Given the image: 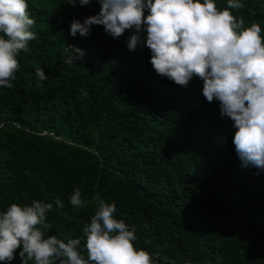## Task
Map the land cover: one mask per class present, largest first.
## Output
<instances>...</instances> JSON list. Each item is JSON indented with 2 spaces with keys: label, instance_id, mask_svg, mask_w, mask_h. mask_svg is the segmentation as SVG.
<instances>
[{
  "label": "trees",
  "instance_id": "trees-1",
  "mask_svg": "<svg viewBox=\"0 0 264 264\" xmlns=\"http://www.w3.org/2000/svg\"><path fill=\"white\" fill-rule=\"evenodd\" d=\"M243 2L231 11L264 35V0ZM27 3L36 39L17 57L14 87H0V211L52 203L45 238L67 242L82 236L103 198L159 264H264V171L241 165L233 121L206 101L202 80L183 88L158 76L146 46L127 49L130 30L113 39L94 25L87 37L71 36L73 18L98 13L96 0ZM70 45L85 55L67 66ZM77 187L82 209L69 203ZM11 264H20L19 250Z\"/></svg>",
  "mask_w": 264,
  "mask_h": 264
},
{
  "label": "clouds",
  "instance_id": "clouds-1",
  "mask_svg": "<svg viewBox=\"0 0 264 264\" xmlns=\"http://www.w3.org/2000/svg\"><path fill=\"white\" fill-rule=\"evenodd\" d=\"M92 0H68L72 7ZM97 14L83 22L73 18L69 34L87 37L92 26H103L113 39L130 30L126 47L150 50L149 63L158 76L187 88L193 78L203 82L207 102H219L221 117L233 121L232 142L241 165L264 171V35L258 23L245 26L231 10L246 8L243 0H226L219 9L215 0H96ZM27 0H0V87L12 89L20 70L17 57L29 51L36 39ZM147 12V14H145ZM146 33V35H145ZM64 63L77 64L85 51L65 48ZM39 82L47 79L35 70ZM87 96V92L83 93ZM74 209L85 207L81 190L69 196ZM57 208L63 202L55 201ZM52 203L10 204L0 211V264H11L19 250L20 264H159V254L137 248L135 228L117 219L115 204L98 199L82 236L67 240L48 235ZM147 227V225H145Z\"/></svg>",
  "mask_w": 264,
  "mask_h": 264
}]
</instances>
